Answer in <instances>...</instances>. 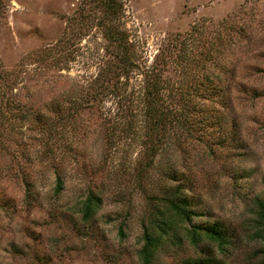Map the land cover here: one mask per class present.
<instances>
[{
	"label": "rangeland",
	"instance_id": "1",
	"mask_svg": "<svg viewBox=\"0 0 264 264\" xmlns=\"http://www.w3.org/2000/svg\"><path fill=\"white\" fill-rule=\"evenodd\" d=\"M117 1L122 42L103 34L88 0H0V264H141L142 225L171 184L165 169L201 212L189 223L217 221L228 242L195 247L179 226L155 264L208 249L228 264H264L253 235L264 199V0ZM156 70L164 101L175 114L188 107L191 124L167 125L150 158L140 102ZM199 83L218 87L215 97L201 99ZM87 193L100 201L83 220Z\"/></svg>",
	"mask_w": 264,
	"mask_h": 264
},
{
	"label": "trees",
	"instance_id": "2",
	"mask_svg": "<svg viewBox=\"0 0 264 264\" xmlns=\"http://www.w3.org/2000/svg\"><path fill=\"white\" fill-rule=\"evenodd\" d=\"M88 1L93 3L95 9L98 8L102 12V17L98 25L103 34L107 38L122 42L126 34L112 23L113 18L118 16L122 11L121 3L117 0ZM125 58L126 57H123L122 54L119 55V60L116 58L117 64L119 63L118 67L121 66L122 72H127V70L123 68V60L126 61ZM158 73H160V70H156L155 72L149 71L151 78L149 81L146 79L144 81L145 83L140 102L142 126L146 129L142 139V146L148 151L150 158L154 155L158 147V141L164 136L167 125L176 122L177 124L179 123L183 125L184 129H187L191 124V119L187 116L189 110L188 107H180V114H175L176 110L172 111L171 107L168 106V102L164 101L166 96L164 97L161 92L164 86L161 83ZM199 86L201 87L199 88V91L202 93V95L199 96L201 99H209V96L215 97V94L218 91V87L208 83H203V85L199 83ZM79 108L81 107L78 104L73 106L74 111ZM196 111L200 115L198 120L204 123L207 119L205 117L207 112L204 115L200 113V111ZM213 118L215 119L218 117L215 116ZM164 173L171 184L165 186L163 191L159 193L158 203L160 204L159 206H155L153 218L149 220V224L142 225L143 243L139 250L141 264H155L154 252L161 243V240L168 239L170 236L174 237L175 234H177L176 228L179 226L183 227L188 241L195 247L199 245L201 241L206 240L214 244L218 250H222L228 242L226 230L217 221L189 223L193 216H198L201 212L194 210V205H192L188 199L191 197L185 192V186L181 187L180 185L182 178L177 177L178 172L165 169ZM99 201V197L93 193H87L85 195L80 202V212L83 220H88L92 216L93 212L99 205ZM255 205L256 211L253 235L264 241V199L257 198ZM185 223L189 224V228L184 226ZM205 248L207 249L206 246ZM199 251L201 252L202 250ZM262 252H264V248ZM180 264L228 263L222 259L216 258L211 250L208 249L205 252V255L186 257L181 260Z\"/></svg>",
	"mask_w": 264,
	"mask_h": 264
}]
</instances>
